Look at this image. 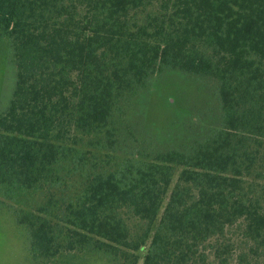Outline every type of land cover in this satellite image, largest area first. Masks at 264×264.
<instances>
[{
	"label": "trees",
	"instance_id": "obj_1",
	"mask_svg": "<svg viewBox=\"0 0 264 264\" xmlns=\"http://www.w3.org/2000/svg\"><path fill=\"white\" fill-rule=\"evenodd\" d=\"M0 32V189L20 203L153 75L219 83L220 124L191 149L123 158L58 210L16 208L25 264H262L264 0H0Z\"/></svg>",
	"mask_w": 264,
	"mask_h": 264
},
{
	"label": "rangeland",
	"instance_id": "obj_2",
	"mask_svg": "<svg viewBox=\"0 0 264 264\" xmlns=\"http://www.w3.org/2000/svg\"><path fill=\"white\" fill-rule=\"evenodd\" d=\"M14 85L10 42L0 32V112L7 106ZM220 118L219 83L215 79L178 69L153 75L137 92L122 98L106 128L83 140L78 146L81 153L60 167L57 184L26 192L21 203L0 189V264H25L26 234L14 223L16 208L23 205L38 210L49 201L58 210L83 190L94 173L114 170L127 157L148 159L169 149L189 150L210 135ZM133 222L130 224L137 226ZM261 262L264 264V257ZM81 264L107 261L93 257ZM229 264L238 261L233 258Z\"/></svg>",
	"mask_w": 264,
	"mask_h": 264
}]
</instances>
